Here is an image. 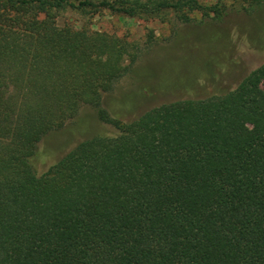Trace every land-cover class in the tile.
I'll return each mask as SVG.
<instances>
[{"label": "trees", "instance_id": "obj_1", "mask_svg": "<svg viewBox=\"0 0 264 264\" xmlns=\"http://www.w3.org/2000/svg\"><path fill=\"white\" fill-rule=\"evenodd\" d=\"M230 3L264 8L0 0V264H264V64L233 91L127 123L102 104L134 48L57 23L62 12L89 10L189 23L221 19ZM85 106L118 135L88 139L38 175L40 142Z\"/></svg>", "mask_w": 264, "mask_h": 264}, {"label": "rangeland", "instance_id": "obj_2", "mask_svg": "<svg viewBox=\"0 0 264 264\" xmlns=\"http://www.w3.org/2000/svg\"><path fill=\"white\" fill-rule=\"evenodd\" d=\"M200 1L205 5L217 2ZM57 23L60 28L107 34L134 48L135 62L114 89L103 95L102 104L113 117L127 123L163 104L233 91L264 64V8L248 13L230 3L221 19L196 14L189 23L173 14L149 21L103 10L65 11ZM117 135L116 129L99 121L93 108L85 106L76 119L43 138L33 160L35 172L44 174L88 139Z\"/></svg>", "mask_w": 264, "mask_h": 264}]
</instances>
